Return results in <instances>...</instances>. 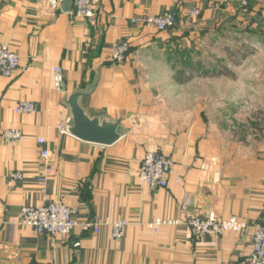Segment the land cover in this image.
I'll list each match as a JSON object with an SVG mask.
<instances>
[{
    "label": "crops",
    "instance_id": "1",
    "mask_svg": "<svg viewBox=\"0 0 264 264\" xmlns=\"http://www.w3.org/2000/svg\"><path fill=\"white\" fill-rule=\"evenodd\" d=\"M48 1L0 0V45L19 57L11 77L0 75V264H246L247 238L197 237L187 221L213 212L264 225V124L250 146L229 143L199 104L169 114L160 103L172 102L160 92L181 87V70L224 77L229 58L237 65L246 46L243 28H264V0H245L246 13L243 0H97L90 18L73 17L72 0L56 9ZM191 7L200 14L188 17ZM166 9L179 15L174 28L159 31L143 21ZM118 40H127L129 52L113 63L109 52ZM198 42L204 52L196 51ZM55 66L62 69L60 89L53 87ZM253 85L263 91L264 83ZM76 91L87 93L78 103L89 117L122 119L118 141L100 145L63 131L66 99ZM20 101L32 102L34 111L17 112ZM10 129L21 138L4 139ZM40 148L48 150L46 159ZM149 150L173 162L166 188L149 189L138 178ZM51 201L65 203L78 221L68 237L18 225L23 206ZM116 219L127 221L119 239L111 237ZM156 219L172 222L154 229Z\"/></svg>",
    "mask_w": 264,
    "mask_h": 264
},
{
    "label": "built area",
    "instance_id": "2",
    "mask_svg": "<svg viewBox=\"0 0 264 264\" xmlns=\"http://www.w3.org/2000/svg\"><path fill=\"white\" fill-rule=\"evenodd\" d=\"M178 2V0H171ZM49 6L56 9L60 6L61 0H49ZM97 0H72L71 15L76 18H90L93 16L94 6ZM246 2L241 1V6L245 11ZM212 8L216 5L212 4ZM200 14L197 7L189 8L188 17H196ZM177 14L173 10L166 9L161 13L146 16L143 21L150 24L159 31L167 30L176 23ZM129 52V43L127 40H118L114 42L110 48L109 60L113 63H121L125 61ZM19 57L17 53L10 47L8 43L0 45V75L11 77L18 69ZM53 87L62 88L63 75L60 66L52 68ZM34 105L30 101H20L15 110L17 112H33ZM65 132V130H63ZM22 136L18 130L10 129L2 133V137L6 140H17ZM42 137L37 138V143L42 146L44 144ZM40 157L46 159L48 150L40 148ZM173 162L167 155L159 151H146L139 165L138 178L141 183L145 184L149 189L166 188L168 177L172 171ZM52 169L50 166L45 168V173L49 175ZM47 175H43L40 179L41 183L46 181ZM13 178L20 179L22 174L14 172L11 174ZM165 222L156 219L151 227L156 229L161 223ZM187 224L191 232L197 237L206 235L219 236L225 232H234L245 237L250 242L251 251L247 255L246 264H264V225L248 222L235 216L227 218H219L213 212H209L204 217L192 216L188 219ZM18 225L31 228L36 234L46 236H63L68 237L71 231L78 226V221L73 217L72 210L62 201H51L38 206H23L20 210ZM95 225V224H94ZM85 227L91 224H84ZM127 221L125 219H116L110 223L111 237L119 239L122 237ZM79 243L74 242L72 246L78 247Z\"/></svg>",
    "mask_w": 264,
    "mask_h": 264
},
{
    "label": "rangeland",
    "instance_id": "3",
    "mask_svg": "<svg viewBox=\"0 0 264 264\" xmlns=\"http://www.w3.org/2000/svg\"><path fill=\"white\" fill-rule=\"evenodd\" d=\"M247 10L246 2L243 13H246ZM242 39L243 45L246 46H243L241 51L238 50L237 65L235 58H229L227 66L220 71L224 77L192 75L189 80L186 79V82L181 84V87L160 92L164 101L169 99L172 102L160 104L167 106L169 114L171 112L187 114V109L195 110L196 105L199 104L216 123L219 130L227 131L229 143L237 141L241 142V146L248 147L256 137L255 133L258 127L264 124V88L261 91L253 85L257 81L264 83L263 26L261 28L245 26ZM256 40H259L260 43ZM188 43V40H185L181 48L184 46L186 49L191 46ZM194 46L197 52H204V49L207 48L204 43L200 42ZM241 55L243 58L240 57ZM174 100L177 103H174ZM237 136L240 140H236Z\"/></svg>",
    "mask_w": 264,
    "mask_h": 264
},
{
    "label": "water",
    "instance_id": "4",
    "mask_svg": "<svg viewBox=\"0 0 264 264\" xmlns=\"http://www.w3.org/2000/svg\"><path fill=\"white\" fill-rule=\"evenodd\" d=\"M86 95V92L76 91L66 99L70 117L64 125L65 132L83 141L100 145L115 143L125 131L121 124L122 119L109 121L99 117H89L78 103V99Z\"/></svg>",
    "mask_w": 264,
    "mask_h": 264
},
{
    "label": "trees",
    "instance_id": "5",
    "mask_svg": "<svg viewBox=\"0 0 264 264\" xmlns=\"http://www.w3.org/2000/svg\"><path fill=\"white\" fill-rule=\"evenodd\" d=\"M242 7V6H241ZM242 9H243V7H242ZM174 13L175 14H177V11H174ZM178 18H179V15L177 14V18H176V23H175V25L173 26V27H170V28H168V29H172V28H174L175 26H176V24L178 23ZM167 29V30H168ZM175 79L178 81V82H181V84L182 83H185L186 82V79L187 80H189L190 79V76H186L185 75V72L183 71V70H181V71H178L176 74H175Z\"/></svg>",
    "mask_w": 264,
    "mask_h": 264
}]
</instances>
